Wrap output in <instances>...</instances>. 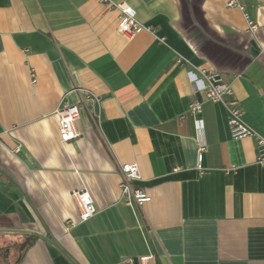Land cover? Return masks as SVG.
Masks as SVG:
<instances>
[{
	"label": "crops",
	"instance_id": "crops-1",
	"mask_svg": "<svg viewBox=\"0 0 264 264\" xmlns=\"http://www.w3.org/2000/svg\"><path fill=\"white\" fill-rule=\"evenodd\" d=\"M111 1L152 30L123 35L101 0H0V255L33 236L18 264H264L255 139L233 138L189 75L222 74L264 137V6L239 0L251 34L228 0ZM82 98L81 135L63 142L55 110ZM193 98L203 112L179 120ZM118 163L139 165L142 208L124 201ZM82 189L98 209L84 222Z\"/></svg>",
	"mask_w": 264,
	"mask_h": 264
},
{
	"label": "built area",
	"instance_id": "built-area-1",
	"mask_svg": "<svg viewBox=\"0 0 264 264\" xmlns=\"http://www.w3.org/2000/svg\"><path fill=\"white\" fill-rule=\"evenodd\" d=\"M101 2L105 5L106 10H118L119 23L117 28L123 35L133 38L144 30H152L151 27L145 26L137 19L136 10L128 3H116L111 0H101ZM259 2L264 6V0H259ZM227 5L231 8L240 9L243 12L247 21L248 32L255 34L259 30L258 22L250 17L243 3L239 0H228ZM160 41L164 42L165 38H160ZM179 61L182 62V60ZM198 73L189 71L196 90L202 92L207 101L224 105L227 113V123L233 138L253 137L255 139L257 162L264 167V137L244 121V112L240 107L239 99L235 94L232 84L222 74L213 69H199ZM30 76L33 82H35V70H30ZM76 90H84L86 98H91L92 94L88 90L82 88H76ZM84 101L85 99L82 98L81 101L72 103L68 99H65L56 108L55 114L58 116L60 138L63 142L71 141L81 135L77 130L76 122L80 117V105ZM202 112L203 101L193 98L189 103L187 111L179 116V120H185L189 115H199ZM197 144L198 168L202 174L205 172L202 162L208 146L201 134L198 135ZM236 168L233 165L230 169L235 170ZM117 169L121 176L119 187L123 199L128 205H136L142 208L147 202L151 201V195H149L145 188L139 185V182L142 180V174L137 163H118ZM72 195L75 197L79 208L80 222L89 220L98 212L94 199L87 190H75ZM70 224L73 225L74 222H70ZM123 264H135V262L131 258H126L123 260Z\"/></svg>",
	"mask_w": 264,
	"mask_h": 264
},
{
	"label": "water",
	"instance_id": "water-1",
	"mask_svg": "<svg viewBox=\"0 0 264 264\" xmlns=\"http://www.w3.org/2000/svg\"><path fill=\"white\" fill-rule=\"evenodd\" d=\"M33 236H27L25 238V240L19 245V254H18V258L15 262V264H18L20 262V260L22 259L27 247L33 245Z\"/></svg>",
	"mask_w": 264,
	"mask_h": 264
},
{
	"label": "rangeland",
	"instance_id": "rangeland-1",
	"mask_svg": "<svg viewBox=\"0 0 264 264\" xmlns=\"http://www.w3.org/2000/svg\"><path fill=\"white\" fill-rule=\"evenodd\" d=\"M19 249V246L11 250V255L9 257H6V255H0V264H15L18 255H17V250ZM19 251V250H18Z\"/></svg>",
	"mask_w": 264,
	"mask_h": 264
}]
</instances>
